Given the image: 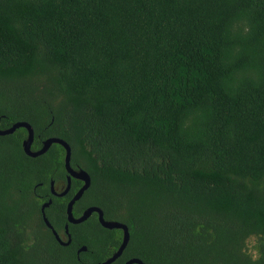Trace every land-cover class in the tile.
Listing matches in <instances>:
<instances>
[{
  "label": "trees",
  "instance_id": "obj_1",
  "mask_svg": "<svg viewBox=\"0 0 264 264\" xmlns=\"http://www.w3.org/2000/svg\"><path fill=\"white\" fill-rule=\"evenodd\" d=\"M15 121L89 175L74 216L126 225L110 264H264V0H0V128ZM24 137L0 136V264L101 263L121 231L89 217L59 245L40 202L62 232L79 181L49 195L64 151L29 157Z\"/></svg>",
  "mask_w": 264,
  "mask_h": 264
},
{
  "label": "water",
  "instance_id": "obj_2",
  "mask_svg": "<svg viewBox=\"0 0 264 264\" xmlns=\"http://www.w3.org/2000/svg\"><path fill=\"white\" fill-rule=\"evenodd\" d=\"M19 127H22L25 129V137L21 141V148H22V151L24 152V154H26L27 156L35 157L37 155L44 153L52 143L59 144L64 151L63 168L65 170V184H64L63 189L60 192H55L53 190V181L50 180L49 181V191L52 195L58 196V197L65 195L69 189L70 180L72 178L82 181V184L80 185V187L72 194L70 199L65 204V210L64 211H65L66 223L64 224L63 231H64V234L66 235V240L65 241L60 240L59 236L53 230L52 226L49 224L47 218L44 215V208L49 205L50 199H48L46 202H43L40 206V213H41L42 221L44 222V224L51 230L56 241L60 245L65 246L70 242V235L68 232L67 224L80 223V222L84 221L92 212H96L97 213V221L101 227L106 228V229H119L121 231V239H120V243H119L118 247L115 249V251H113L111 253L110 256L105 258L99 264H110L111 262H113L116 258H118L120 256L124 247L127 244L129 235H128V229H127L126 225L121 223V222H118V221L104 219L102 210L97 206H88L80 213V215L73 216L72 206H73L74 202L79 199V197L81 196L83 191L85 189H87V187L89 186V183H90L89 175L83 169H80V168L73 169L70 166V164H69L70 148H69L68 144L60 138L47 137L41 141L39 148H37L35 150H31L30 145H31V142L33 139V130L31 128L30 124H28L25 121H15L10 126H8L6 128H0V136L5 135V134H10L15 129H17ZM84 250H85V247L83 245H81L76 249V254L79 253L80 251H84ZM123 264H144V263L139 258L130 257V258L126 259L123 262Z\"/></svg>",
  "mask_w": 264,
  "mask_h": 264
},
{
  "label": "flooded vegetation",
  "instance_id": "obj_3",
  "mask_svg": "<svg viewBox=\"0 0 264 264\" xmlns=\"http://www.w3.org/2000/svg\"><path fill=\"white\" fill-rule=\"evenodd\" d=\"M31 149V148H30ZM76 180H78V179H76ZM79 181V184H78V186L76 187V189L71 193V195L68 197V198H66V200H65V204H66V202L70 199V197L72 196V194L80 187V185L82 184V181L81 180H78ZM64 184H65V181H64V183H62V185H63V187H64ZM63 189V188H62ZM61 189V190H62ZM53 190L55 191V192H60L61 190H56V188H55V184H53ZM69 190V189H68ZM86 190V189H85ZM84 190V191H85ZM83 191V192H84ZM68 192V191H67ZM48 194L49 195H51V196H54V195H52L51 193H50V191H49V189H48ZM67 194V193H66ZM65 194V195H66ZM83 194V193H82ZM82 194H81V196H82ZM65 195H63V196H65ZM63 196H61V197H63ZM81 196L79 197V198H81ZM55 197H58V196H55ZM48 199V197L45 199V200H47ZM45 200H43L42 202H40V206H41V204L45 201ZM77 201V200H76ZM88 206H96V205H88ZM88 206H85V207H83L80 211H79V214L78 215H80V213L86 208V207H88ZM48 207V206H47ZM98 207V206H97ZM46 208V207H45ZM100 208V207H99ZM101 209V208H100ZM103 213V212H102ZM73 214V213H72ZM74 216V215H73ZM89 217H95V219L97 220V213L96 212H92L87 218H89ZM86 218V219H87ZM104 218V217H103ZM41 219H42V217H41ZM85 219V220H86ZM98 222V221H97ZM44 223V222H43ZM65 223H66V220H65ZM64 223V224H65ZM64 224H63V227H64ZM45 225V224H44ZM46 226V225H45ZM47 227V226H46ZM48 228V227H47ZM49 229V228H48ZM50 230V229H49ZM51 231V230H50ZM52 233V232H51ZM53 235V234H52ZM57 235L59 236V238H60V240H62V235L65 237V239L64 240H66V235L64 234V231L62 230V232H60V234L59 233H57ZM54 237V236H53ZM55 239V238H54ZM56 240V239H55ZM63 241V240H62ZM57 242V241H56ZM58 243V242H57ZM59 244V243H58ZM60 245V244H59ZM62 246V245H61Z\"/></svg>",
  "mask_w": 264,
  "mask_h": 264
},
{
  "label": "rangeland",
  "instance_id": "obj_4",
  "mask_svg": "<svg viewBox=\"0 0 264 264\" xmlns=\"http://www.w3.org/2000/svg\"><path fill=\"white\" fill-rule=\"evenodd\" d=\"M55 188H56V190H61L63 188L62 182L56 183ZM59 234H60V232H59ZM64 239H65V237L62 235V240H64ZM248 245H250V244L248 243Z\"/></svg>",
  "mask_w": 264,
  "mask_h": 264
}]
</instances>
